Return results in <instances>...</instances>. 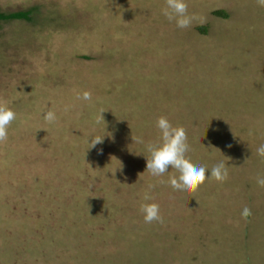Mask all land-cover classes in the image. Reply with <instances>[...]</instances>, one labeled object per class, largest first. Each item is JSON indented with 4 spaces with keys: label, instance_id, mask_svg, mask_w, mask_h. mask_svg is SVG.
Here are the masks:
<instances>
[{
    "label": "rangeland",
    "instance_id": "rangeland-1",
    "mask_svg": "<svg viewBox=\"0 0 264 264\" xmlns=\"http://www.w3.org/2000/svg\"><path fill=\"white\" fill-rule=\"evenodd\" d=\"M187 4L181 29L166 0H0L39 9L0 27V106L17 114L0 143V264H264V7ZM160 116L227 180L159 183L146 146Z\"/></svg>",
    "mask_w": 264,
    "mask_h": 264
},
{
    "label": "clouds",
    "instance_id": "clouds-1",
    "mask_svg": "<svg viewBox=\"0 0 264 264\" xmlns=\"http://www.w3.org/2000/svg\"><path fill=\"white\" fill-rule=\"evenodd\" d=\"M258 3L261 7H264V0H258ZM162 12L170 22L174 21L178 28L184 29L191 25L192 16L188 14L187 0H166V7ZM78 98L91 101L92 95L90 92H84ZM16 118L17 114L14 110L0 106V143L8 139L9 128ZM44 119L49 123L55 122L57 119L56 113L47 111L44 113ZM155 126L159 130V140L146 146L149 153L146 156V170L153 177H156L159 183H169L174 190L192 193L197 191L206 180L212 178L219 182L227 180L228 170L223 161L217 163L211 170L206 166L193 164L188 157L190 145L186 130L182 126H173L168 118L164 116L157 118ZM104 136L91 137L89 139L90 148L102 143ZM257 153L259 156L264 157V145L257 149ZM170 169L173 171L170 172ZM165 177H168V179L165 180ZM257 183L264 187V178L258 177ZM140 210L143 213L145 223H164L158 204L144 203L141 205ZM251 214V209L248 207H245L241 213L244 219L250 217Z\"/></svg>",
    "mask_w": 264,
    "mask_h": 264
},
{
    "label": "trees",
    "instance_id": "trees-1",
    "mask_svg": "<svg viewBox=\"0 0 264 264\" xmlns=\"http://www.w3.org/2000/svg\"><path fill=\"white\" fill-rule=\"evenodd\" d=\"M39 12L38 8H32L31 10H26V11H17L11 14H5L3 12H1L0 10V27L2 24V21H8V20H27V21H32L33 16ZM218 14H221L224 17H227L228 15L224 12H219ZM199 30L205 35L208 32V28L207 26L203 27H199Z\"/></svg>",
    "mask_w": 264,
    "mask_h": 264
}]
</instances>
